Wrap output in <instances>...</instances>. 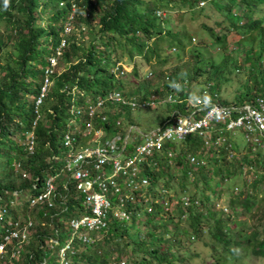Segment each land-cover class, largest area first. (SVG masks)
<instances>
[{
    "label": "trees",
    "instance_id": "trees-1",
    "mask_svg": "<svg viewBox=\"0 0 264 264\" xmlns=\"http://www.w3.org/2000/svg\"><path fill=\"white\" fill-rule=\"evenodd\" d=\"M61 1H64L62 6L59 4ZM75 1L79 7L75 13L77 30L63 35L70 0H9L7 8L4 0H0V237L10 226L9 220L16 221L20 215L26 218L29 214L37 223L28 244L9 246V250L19 249L17 264L40 262L47 254L42 248L46 240L54 231L60 235L62 230L57 227H64L66 222L63 217L69 218L71 215L70 211H66L59 218L49 215L54 209L44 210L46 215H43V211L30 210L26 200L16 203L13 192H24L34 182L40 185L45 174L53 172L52 165L57 162L55 157L62 155L61 140L69 116L73 88L79 91V100L83 101L86 95L102 96L114 88L125 87L129 83L122 80L123 75L140 76L139 63L133 61L136 56L145 59L146 64L156 58V63L162 67L158 77H165L166 80L161 83L163 87L157 86L154 91L148 90V79L138 81L132 91H125V96H138L137 101L143 102L153 92L157 95L156 101L168 95H178L181 102L172 105L170 110L175 109L180 113L190 112L184 101L190 92L195 96L208 95L204 100L213 103L244 104L259 96L264 84V0ZM96 6L100 7L98 13ZM168 7H172L170 13L165 16L158 14V10ZM208 7L222 14V19L211 21L206 12ZM86 8L89 9L88 14ZM40 20L46 23L38 25L37 21ZM185 22L188 26H185ZM94 25L98 26L96 33L100 44L89 40L88 45L84 46L85 39L82 37H88V32L81 27H93L88 30H94ZM190 27L205 33L208 41L203 42L204 46L216 45L225 49L232 43L235 50L232 53L225 51L216 61L212 57H205L200 52L203 48L196 47L192 52L196 56L194 62L165 66L168 57L163 50L176 46L179 48L177 50L182 51L190 38L195 39L189 32ZM143 36H146L145 40L154 38L151 45H146ZM62 39L65 43L61 55L57 57L53 72L48 75L49 88L40 108L42 118L33 126L34 99L49 68V57L55 55ZM240 50L242 56L238 54ZM178 56L172 55L173 58ZM126 59L130 60L128 63H133V72L122 70ZM237 62L240 66L236 65ZM232 68L248 70L244 86L237 88L233 94L235 97L230 101L215 99L210 90L217 92L220 83L226 80L220 77L224 71L230 72ZM120 71L123 74L117 78L116 74H120ZM203 76V79L199 78ZM204 79L216 82L209 88L208 94H203L206 83L203 88L198 87ZM174 82H178L182 89L177 90ZM167 105L164 103V106ZM171 111L159 122L160 126L172 120ZM96 125L99 126V123ZM29 131L35 135L33 153L27 152L23 144ZM251 142L245 140V152H238L237 148L236 152L230 153L222 147L207 150L208 162L215 159L213 164L198 165L194 170L189 164L188 154H199L198 151L204 147L203 140L193 135L182 142L167 143L165 149L173 150L176 157L160 155L155 158L156 164L146 161L144 173L153 185L175 192L168 197L171 205V210H167L169 217L157 225L137 219L133 221H138V225L131 224V221L130 224L113 223L98 235L92 245L80 246L72 264H207L209 260L211 264H229L231 256L235 264V249L240 244L234 236L235 228H241L242 237L248 239L252 248L256 241L254 230L258 232L257 239L264 244V166L252 150L257 144ZM230 155L231 159L228 158ZM249 166L253 172L247 182L243 176ZM171 168L180 171L178 190L168 187V181L173 178ZM23 174H27V177ZM217 176L221 180L217 183L220 190L216 198L212 192L201 196V193L191 190L199 185L203 189L213 190L209 183ZM233 177H236V183L232 189H227L222 183ZM229 191L232 194L226 202L229 211L224 213L216 208V204L223 195H229ZM151 194L157 197L156 192ZM182 196L188 197L189 205H182ZM137 210H140V205ZM243 210L253 220L252 224L262 228L248 230ZM182 215L186 217L185 221ZM133 217H136V212ZM250 233H253L252 237ZM203 238L206 241H202ZM198 242L208 247V253L205 259L195 263L196 258L202 256L201 251L193 245ZM252 248L244 253L245 257H249Z\"/></svg>",
    "mask_w": 264,
    "mask_h": 264
},
{
    "label": "built area",
    "instance_id": "built-area-1",
    "mask_svg": "<svg viewBox=\"0 0 264 264\" xmlns=\"http://www.w3.org/2000/svg\"><path fill=\"white\" fill-rule=\"evenodd\" d=\"M59 4L64 5V1ZM78 8L77 2L70 0L63 35H70L77 30L75 13ZM64 43L62 39L55 55L49 57V68L40 92L34 99L33 126L42 118L40 108L49 88L48 75L53 72ZM122 66L126 72L132 69L131 65L129 68L125 64ZM119 73L116 74L117 78L123 71ZM174 84L178 85V82ZM212 84L206 83L203 94L209 93ZM74 90L77 89L71 90L73 98L61 140L62 155L55 157L57 162L52 165L53 172L45 174L42 184L34 182L24 192H13L16 203L20 204V196L25 194L28 209L43 211V215H46L44 210L48 209H54V212L49 213L51 217L61 218L64 212H71L64 227H57L62 230L60 235L54 231L45 239L46 244L42 248L47 254L35 264H72L80 246L92 245L110 225L124 223L125 219L129 221L135 212L136 217H139L141 210H137V206L140 204L146 207L145 211L152 212L153 205L159 204L158 196L161 197L166 190L151 183L144 173V164L146 161L156 164L155 158L160 155L175 158L173 150L165 149L167 143L182 142L193 135L201 138L204 143V147L198 151L201 155L188 154L189 164L194 170L198 165L205 164L207 150H219L222 147L233 152L231 143L222 135L225 131L241 129L247 141H259L264 137V84L259 96L244 104L213 103L204 100L208 95L192 94L184 99L189 113L174 109L168 124L160 126L158 123L155 129L148 131H143L128 119L126 109L143 108L158 101L175 105L181 102L178 95H168L167 99L158 101L155 98L150 102H139L134 97H126L125 91L114 88L102 96L86 95L80 101L79 91ZM210 93L217 98V93L211 90ZM23 144L27 152L33 153V131L26 132ZM249 171L253 172L250 166ZM188 173L192 176L191 171ZM23 175L27 177V174ZM244 177L247 182L250 181ZM152 192H156L157 197L152 196ZM162 199L163 206L165 200ZM180 201L185 206L190 203L187 196L180 197ZM222 211L227 213L228 208L223 206ZM11 220L10 226L0 237V264L18 263L19 249L15 246L16 251L9 250V246L28 244L37 226L29 214L26 218L20 215L16 221ZM65 228H69V232ZM60 236L66 238L62 243Z\"/></svg>",
    "mask_w": 264,
    "mask_h": 264
},
{
    "label": "rangeland",
    "instance_id": "rangeland-1",
    "mask_svg": "<svg viewBox=\"0 0 264 264\" xmlns=\"http://www.w3.org/2000/svg\"><path fill=\"white\" fill-rule=\"evenodd\" d=\"M96 1V0H94ZM99 6V5H98ZM96 6L95 7V11L96 13H98L100 11V7ZM172 7H168L167 9L165 8H162L161 10H158V14L160 16H165L166 14L170 13ZM86 12H89V9H85ZM180 11H184V10H180ZM206 12H208L209 16H210V20L213 21H219L222 19V14H220L219 12H217L216 10H214L212 7H208ZM178 13H182V12H178ZM259 14H262V12H259ZM185 15H189V14H185ZM46 15L43 16V18H45ZM177 17H178V14H177ZM188 17V16H186ZM46 23V21H37V24L38 25H44ZM185 26H188V23L185 22ZM209 24H213V23H209ZM88 28H93V27H88ZM88 28H83L82 30H86L87 29V36H84L82 38H84L85 40L83 41V45L84 46H87L88 43H89V40H95L96 43L100 44V41L98 39V35L96 33L97 29H98V26L97 25H94V30H88ZM190 34L192 35V37H194L195 39L193 38H190L189 40V43H187L186 47L184 50L180 51V50H177L179 49L178 47L174 46V47H170L168 49L167 47V50H163L164 52V55H166L168 57L167 59V63L165 66H173L175 64H179V63H183V62H194L195 60V55L192 53L194 52V49L196 47H201L203 48L200 52L205 56V57H212V59L216 60V61H219V59H221V57L224 55V52L227 51V53H232L234 50H235V45L234 44H228V47L225 49L224 48H218L216 45H212V46H209V45H203V42L204 41H208V39L206 38V35L205 33L200 30V29H193L192 27H190V30H189ZM248 34V33H246ZM143 39H147L146 36H143ZM152 40H154V38L152 39H148V40H145V42L147 43L146 45H151V42ZM176 50V51H175ZM243 50V49H242ZM242 50H240L238 52L239 56H242L243 52ZM264 52V51H263ZM180 54V55H179ZM172 55L174 56H178V57H172ZM263 58H264V54L262 55ZM126 58V57H125ZM123 58V59H125ZM134 62H138L139 65V71H138V74H140L139 77H136V76H130L129 74L128 75H123L122 77V80L125 82V83H129L128 85H126L125 87H121L119 88L120 90H123V91H126V92H130L132 91L136 86H137V82L138 81H143L145 80L146 78L149 80V84H148V90L149 91H154L156 89L157 86H160L161 83L166 80L165 77L163 78H159L158 77V71L162 68L158 63H156V58H153L150 62H148L147 64L145 63V59H143L142 57L140 56H136V58H134L133 60ZM125 66L127 68H129V66L133 65V63H128L130 62V60L126 59L125 60ZM237 66H240V64L237 62L236 63ZM123 67V66H122ZM165 69V68H163ZM133 70V68H132ZM132 70H130V72H133ZM128 72V73H130ZM152 73V75H148V73ZM247 74L248 73V70L247 69H230V72H226L224 71L223 73V76L220 77L221 80L223 79H226L224 82H221L220 83V89L217 90V98L220 99V100H232L235 96H233V94H235V91L237 90V88H242L244 85L243 83L246 81V78H247ZM145 78H143V77ZM205 76L203 77H199V78H204ZM146 79V80H147ZM208 82H212L213 84L211 85L212 87L215 85V83L213 81H210L209 79H204L201 81L200 85L198 86L199 89L200 88H203L204 87V84L205 83H208ZM176 83V82H174ZM197 85L199 83H196ZM245 84V83H244ZM175 85V84H174ZM197 85H193V86H197ZM178 86H179V83H178ZM161 87H163V85H161ZM181 90L182 87L179 86V88H177V90ZM193 90H199V89H195V88H191ZM78 90H74V92H77ZM192 95V92H190L186 97ZM156 93L153 92V94H150V96L148 97V101L150 102L151 99H155L156 98ZM135 99H139L138 96L134 97ZM168 98V97H167ZM166 98V99H167ZM159 103L157 104H154V103H150L149 105H147L146 107H137L133 110H129V109H126V115L128 117V119H131L132 122L137 125L139 128H141L143 131H148V130H152V129H155L158 125V123L167 115L168 112H170L171 110V106L172 104H169L167 103L168 105L167 106H164V102L162 101H158ZM166 103V102H165ZM223 136H225V138L227 139V141L229 143L232 144V150L236 152L237 148H239V151L238 152H245L247 151V148L245 146V135L243 133V131L241 129H235L233 131H225L222 133ZM261 140V141H260ZM259 141H252L251 144H257V146H254L253 147V151L255 153H257V158L259 160L260 163L263 164L264 166V137L263 138H260ZM245 146V147H244ZM244 147V148H243ZM250 150V149H249ZM261 151V152H259ZM252 152V151H251ZM258 153H261V155L258 156ZM229 159H231V155L228 156ZM2 159V157L0 158V160ZM210 161L208 162V158L205 159V164L204 165H212L213 164V161L215 159H209ZM217 160V158H216ZM173 166V165H172ZM174 167V166H173ZM248 171L245 170L244 173H246V176L247 178L251 179V171H249V167L247 168ZM171 172V175L173 176V178L171 180L168 181V187H171L175 190H178L179 188V185H178V182L177 180L180 178V171L176 168H171L170 170ZM243 176V177H244ZM260 175H258L259 177ZM239 180H240V177L239 176H236ZM236 177H233L231 180L227 181V182H223L222 184H224L225 187L228 188H231L232 189V185L236 183ZM221 178L220 176H217V178H213L211 180V182L209 183L210 186L213 188V190L211 189H203L202 186H198L196 188H191V190L197 194H200L201 193V196H204L206 195L207 193L209 192H212L214 194L213 197L216 198V194L218 193V191L220 190V186L218 185L219 182H220ZM241 181H242V178H241ZM241 181L239 182V184L241 183ZM263 182V186H264V181ZM218 183V184H217ZM162 184V183H160ZM239 187V186H238ZM166 191H164L162 193V196H158V202L159 204H155L153 205V210H152V213H149L147 214L145 212V209L146 207L143 206L142 204H140V210H141V215L139 217H133L132 219H130L129 221H126V219L124 220L126 224H130L129 222L131 221V224H135V225H138V221L134 220L133 219H138L139 222H142V221H146L148 222L149 224H152V225H157V224H162L168 216V212L166 210H171V205L169 203V199L168 197L171 195V194H174L175 192L171 189H167L165 188ZM231 191V190H230ZM229 191V195H223L221 200H219L216 204V208L219 209V211L223 212L222 211V207L223 206H226V202L229 201V198L232 197V194L231 192ZM234 191V190H233ZM161 195V194H160ZM162 197L164 198L165 200V203L164 205L162 206L161 205V202L163 201ZM26 195L23 194L20 196V199L21 200H26ZM211 208V207H210ZM175 211H178L177 209H173ZM229 211V210H228ZM0 213H2V211H0ZM228 213V212H227ZM246 219H247V224H246V227L249 229L251 228H259L261 229L262 227L260 226H257L255 223H253V220L250 219L248 217V214L243 210L242 212ZM219 216V215H217ZM216 216V217H217ZM183 217V221L186 220V217L184 215H182ZM221 217V216H219ZM65 220V222L67 223L68 222V218L67 217H63ZM177 218V217H175ZM182 223H180L179 225L181 226ZM140 230V229H139ZM65 231L66 232H69V228H65ZM141 231V230H140ZM254 233H257L256 230H254ZM242 235H243V231L241 230V228L237 227L234 229V236H235V239L236 240H241L242 239ZM66 238L65 237H61V240H60V243H62ZM202 241H206L205 238L202 239ZM195 245V248L196 250H199L201 251V255L200 257L196 258L195 260V263L197 262H200L201 260L205 259V257H207V253H208V247L205 246V244L201 243V242H198V243H195L193 244ZM249 259L250 261L246 260L245 261V264H262L261 262H256L255 261V258L253 256H250L249 255ZM229 264H233V256H231L229 258ZM212 261L209 260L207 262V264H211ZM121 264V263H120ZM198 264V263H197ZM236 264V263H235Z\"/></svg>",
    "mask_w": 264,
    "mask_h": 264
},
{
    "label": "clouds",
    "instance_id": "clouds-1",
    "mask_svg": "<svg viewBox=\"0 0 264 264\" xmlns=\"http://www.w3.org/2000/svg\"><path fill=\"white\" fill-rule=\"evenodd\" d=\"M94 2V0H93ZM95 3V2H94ZM9 5V0H4V6L5 8H7ZM175 87L179 88L178 85H174ZM252 232V231H251ZM255 234V244L254 247L252 248L251 245L248 243V239L246 237H242L241 240L238 239L239 241V245L237 246V248L235 249V260H236V264H245V261L248 260L250 261L249 257H245L244 253L248 250H250L252 248V252L249 254L250 256H253L255 258L256 262H261L262 264H264V244H262L261 239L259 241V239H257V233ZM250 237L253 236V233H250L249 235ZM257 242V243H256Z\"/></svg>",
    "mask_w": 264,
    "mask_h": 264
}]
</instances>
